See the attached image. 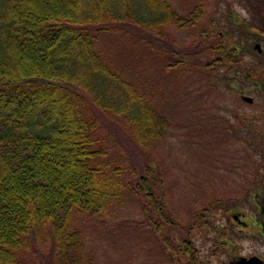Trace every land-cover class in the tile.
Listing matches in <instances>:
<instances>
[{
	"label": "rangeland",
	"instance_id": "374dc122",
	"mask_svg": "<svg viewBox=\"0 0 264 264\" xmlns=\"http://www.w3.org/2000/svg\"><path fill=\"white\" fill-rule=\"evenodd\" d=\"M168 2L176 17L159 27L121 21L97 32L94 49L102 60L122 73L144 114L154 120L162 114L167 123L163 136L144 144L138 137L151 129V115L133 122L132 113L90 101L91 132L103 147L93 158L110 160L108 171L120 164L126 184L101 210L72 211L68 230L78 229L81 238L68 264H197L202 243L215 239L219 205L242 203L250 184L264 176V136L251 129L250 116L264 106L232 86L264 101V87L240 81L249 71L264 79V49L245 47L235 53L238 62L224 56V48L246 41L243 21L264 33L254 11L245 0ZM247 35L251 41L252 32ZM51 231L43 226L34 241L29 237L14 264H66L56 259Z\"/></svg>",
	"mask_w": 264,
	"mask_h": 264
},
{
	"label": "trees",
	"instance_id": "16d2710c",
	"mask_svg": "<svg viewBox=\"0 0 264 264\" xmlns=\"http://www.w3.org/2000/svg\"><path fill=\"white\" fill-rule=\"evenodd\" d=\"M245 1L264 27V0ZM173 17L168 0H0V264L17 262L16 249L43 226L53 231L56 259L68 264L81 238L68 230L72 211L94 213L122 196L121 165L108 171L110 160L93 158L103 147L91 132L90 101L132 113L133 122L151 114L94 41L115 22L156 28ZM149 123L138 137L144 144L163 136L167 121L157 114Z\"/></svg>",
	"mask_w": 264,
	"mask_h": 264
},
{
	"label": "flooded vegetation",
	"instance_id": "af4514ba",
	"mask_svg": "<svg viewBox=\"0 0 264 264\" xmlns=\"http://www.w3.org/2000/svg\"><path fill=\"white\" fill-rule=\"evenodd\" d=\"M247 27V32L253 34L251 41L246 35L247 41H243V45L237 43L233 45V49L224 48V56L238 62L239 55L235 53L245 47L253 48L258 54L263 52L264 33L254 32L251 26ZM258 28L264 31L261 25H258ZM251 74L252 72L249 71L240 81L248 80L249 85L258 89L263 88L264 79L252 78ZM216 80L221 81L219 77ZM228 80H232V76ZM232 86L239 87L243 91V98L244 95L251 96V99L245 98L248 102L264 106V101L258 102L252 95L245 93L246 87ZM250 116H252L251 129L264 136V124L258 123L264 120V108L260 109L258 114L251 112ZM256 116H259L258 122ZM262 168H264V162ZM249 190L251 191L247 194L248 198H243L242 203L219 205L215 239L202 243L197 264H264V176L256 177L250 184Z\"/></svg>",
	"mask_w": 264,
	"mask_h": 264
},
{
	"label": "water",
	"instance_id": "95a60500",
	"mask_svg": "<svg viewBox=\"0 0 264 264\" xmlns=\"http://www.w3.org/2000/svg\"><path fill=\"white\" fill-rule=\"evenodd\" d=\"M257 45L260 46L259 44H257ZM244 98H246V99H251L252 97L249 96V95H244Z\"/></svg>",
	"mask_w": 264,
	"mask_h": 264
}]
</instances>
